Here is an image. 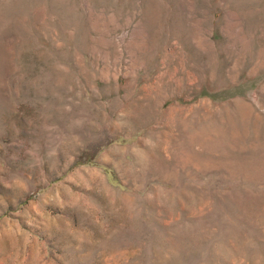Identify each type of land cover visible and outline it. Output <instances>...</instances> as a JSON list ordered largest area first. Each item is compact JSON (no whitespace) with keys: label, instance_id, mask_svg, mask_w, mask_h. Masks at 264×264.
I'll list each match as a JSON object with an SVG mask.
<instances>
[{"label":"rangeland","instance_id":"1","mask_svg":"<svg viewBox=\"0 0 264 264\" xmlns=\"http://www.w3.org/2000/svg\"><path fill=\"white\" fill-rule=\"evenodd\" d=\"M0 264H264V0H0Z\"/></svg>","mask_w":264,"mask_h":264}]
</instances>
